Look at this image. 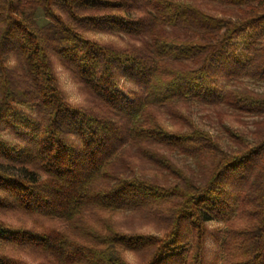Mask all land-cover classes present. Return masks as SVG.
Listing matches in <instances>:
<instances>
[{
  "label": "trees",
  "instance_id": "obj_1",
  "mask_svg": "<svg viewBox=\"0 0 264 264\" xmlns=\"http://www.w3.org/2000/svg\"><path fill=\"white\" fill-rule=\"evenodd\" d=\"M249 81L264 0H0V264H264Z\"/></svg>",
  "mask_w": 264,
  "mask_h": 264
},
{
  "label": "rangeland",
  "instance_id": "obj_2",
  "mask_svg": "<svg viewBox=\"0 0 264 264\" xmlns=\"http://www.w3.org/2000/svg\"><path fill=\"white\" fill-rule=\"evenodd\" d=\"M96 36L98 38H103V39L109 38V39H111L109 36H106V35L97 34ZM61 79H62V82H63L66 90L68 91L71 99L74 101H79L81 99V93L79 92L77 85L74 84L70 80L68 75L65 74L64 72H61ZM249 85L258 91H264L263 85H261L259 83H254L253 81H249ZM204 114H205L204 112L196 109L195 114H194L196 121L205 129H210V130H212V132H215L214 125L212 124V122L208 118H206L204 116ZM249 121H251V119H249ZM208 225L211 229L223 228L222 223L218 220L209 221ZM220 250H221V245L216 244L212 238H209L207 241V246H206V250L204 253V257L207 260V262L212 263V260L214 259L216 254H218L219 257H221L222 253L220 252ZM130 259L133 260L132 255H130ZM219 262L220 261H218V263Z\"/></svg>",
  "mask_w": 264,
  "mask_h": 264
}]
</instances>
